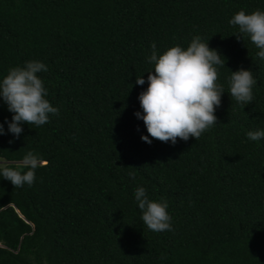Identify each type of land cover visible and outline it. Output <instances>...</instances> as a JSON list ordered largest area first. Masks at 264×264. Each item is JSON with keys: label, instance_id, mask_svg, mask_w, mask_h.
Segmentation results:
<instances>
[{"label": "trees", "instance_id": "16d2710c", "mask_svg": "<svg viewBox=\"0 0 264 264\" xmlns=\"http://www.w3.org/2000/svg\"><path fill=\"white\" fill-rule=\"evenodd\" d=\"M241 9L264 0H0V80L39 60L59 109L17 138L0 97V168L40 158L31 186L0 176V264H264V138L246 135L264 130V60L229 23ZM197 35L225 60L217 124L199 140L146 143L135 113L151 45L162 54ZM240 68L257 81L245 105L229 93ZM141 186L167 201L172 231L143 224Z\"/></svg>", "mask_w": 264, "mask_h": 264}, {"label": "clouds", "instance_id": "9594fccd", "mask_svg": "<svg viewBox=\"0 0 264 264\" xmlns=\"http://www.w3.org/2000/svg\"><path fill=\"white\" fill-rule=\"evenodd\" d=\"M229 23L238 27V39L250 38L259 49L257 56L264 60V10L256 9L247 13L241 9ZM209 40V39H208ZM199 35L194 36L187 48L175 45L158 54L156 44L148 62L154 71H148L145 90L138 99L142 113H135L142 119L148 135L141 139L151 144L152 139L175 144L177 138L187 141L189 137L199 140L201 135L217 124L216 108L221 104L223 86L217 83V66H225L222 55L208 45ZM47 71V66L39 60H30L23 66L12 67L0 80V97L13 113L8 122V131L19 137L22 124L35 125L37 128L49 123V114H58L48 99L43 80L38 75ZM229 93L236 102L243 105L253 101V86L257 81L250 69L240 68L231 71L228 78ZM136 84L144 85V76L136 77ZM4 134L0 124V135ZM247 137L256 141L264 138V130L248 131ZM151 137L152 139H150ZM11 143V141H10ZM40 166V158L32 151L27 152L19 168L4 166L0 176L11 181L14 188L31 186L35 181V170ZM26 169V170H25ZM129 176L135 179L134 173ZM135 201L142 212L141 220L153 232L172 231L168 203L149 199L144 187L135 189ZM161 259H164L162 256Z\"/></svg>", "mask_w": 264, "mask_h": 264}, {"label": "rangeland", "instance_id": "374dc122", "mask_svg": "<svg viewBox=\"0 0 264 264\" xmlns=\"http://www.w3.org/2000/svg\"><path fill=\"white\" fill-rule=\"evenodd\" d=\"M4 163H5V161L0 159V166H2Z\"/></svg>", "mask_w": 264, "mask_h": 264}]
</instances>
